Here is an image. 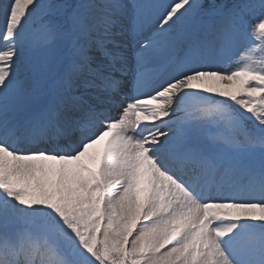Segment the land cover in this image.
<instances>
[{
    "label": "snow or ice",
    "instance_id": "snow-or-ice-1",
    "mask_svg": "<svg viewBox=\"0 0 264 264\" xmlns=\"http://www.w3.org/2000/svg\"><path fill=\"white\" fill-rule=\"evenodd\" d=\"M0 41V264H264V0H0Z\"/></svg>",
    "mask_w": 264,
    "mask_h": 264
},
{
    "label": "rangeland",
    "instance_id": "rangeland-1",
    "mask_svg": "<svg viewBox=\"0 0 264 264\" xmlns=\"http://www.w3.org/2000/svg\"><path fill=\"white\" fill-rule=\"evenodd\" d=\"M158 2H160V3H168L169 0H158ZM236 59H237V57L236 56H233L231 60H225L222 63L213 65V67H220V68H229V67H232V66H234V63H235ZM99 147H102V145L99 146ZM244 183H246V181H243V178H240V184H241V186H243Z\"/></svg>",
    "mask_w": 264,
    "mask_h": 264
}]
</instances>
